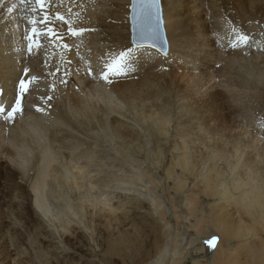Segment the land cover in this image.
I'll list each match as a JSON object with an SVG mask.
<instances>
[{"label": "bare ground", "instance_id": "bare-ground-1", "mask_svg": "<svg viewBox=\"0 0 264 264\" xmlns=\"http://www.w3.org/2000/svg\"><path fill=\"white\" fill-rule=\"evenodd\" d=\"M52 3L54 7L45 10L53 15L55 11L59 10L67 16L69 15L67 9L71 8L72 19L77 25L95 28L97 31L85 34L82 39L66 36V42L71 45L70 50H64L55 45H48L37 50L34 46L35 56L31 58L28 53L26 55L25 52L18 49V42L20 41L23 45L27 42L24 39L25 29L30 27L27 15H34L31 12L33 5H21L20 0H3L0 3V8L16 5L14 8L15 17H13L15 21L0 28V89H3L0 93V104L5 108V111L0 113V179L5 181V186L8 189L6 194L10 196L12 192L15 193L13 196L18 198L17 211L20 215L26 216L27 220L30 214L29 205H32L43 217L47 218L50 213V200H55L58 204L60 196L72 195L78 198V203L74 207L77 219L79 215L85 220L84 210L87 207H95L98 208L96 211L106 212L105 220L118 222L120 216L125 213L122 209L123 205L117 202V204H112L111 209L104 210V207H107V201L94 196L90 191L95 190L96 187L111 189L114 182L118 180L131 189L138 182L145 180L155 193L160 187L161 180H157L150 170L142 166L139 161L136 164L131 162L134 165V170L137 171L136 175L128 177V179L117 178V175L109 170L111 162L101 159L98 161L95 151L81 148L82 139L77 133L78 129L85 126L86 129L93 130L94 136L88 142L91 145L98 147L97 145L101 142L113 143V146L115 144L116 153L125 161H129L127 158H129V152H132L126 146L134 144L135 155L138 157L142 151V139L133 130L124 129L123 124L125 123L116 117H111L109 112L118 111L122 109L123 105H126L124 110L133 113L137 119L136 123H140L138 115L141 114L143 122L147 121L150 125H154L158 135H165L171 117L165 107L162 109L154 102L156 100L162 103L166 102L170 99V90L174 87L180 88L179 92H182L188 102L189 98L191 99L192 96L194 98L193 93L197 94L199 87L210 82V70L216 76L224 77L225 85L228 87L235 84L232 77L233 69L239 67L246 71H254V68L260 67L261 64L255 65V60L259 57V51H257L259 45L254 40L260 26L250 21L253 18L251 13L248 14L250 20L244 19L245 17L244 20L240 19L242 14L238 19L236 18L237 20H226L223 0H161L168 55L164 56L160 51L146 45L144 48L134 50L130 61L131 66L126 74L110 75L112 83L109 84L100 76L105 63L101 57H105L109 52L116 53L121 49L132 47L128 20L129 0H73L71 3L69 0H64L63 4H60L59 0H52ZM181 3L185 5L186 12L183 10L187 13L185 19L178 16L180 14L178 7ZM36 7L35 15L39 16L41 14L39 6ZM111 15L115 16L113 21H111ZM186 26H188L187 29ZM246 30L247 32H245ZM239 34L246 35L248 41L246 43L239 41L237 39ZM128 40L131 44L127 42ZM41 43L44 41L42 40ZM243 44L245 49L248 48V52L243 51ZM89 49L91 50L89 51ZM77 51L80 53L79 56ZM211 58H213V63H211ZM75 61H79L86 68H91L92 75L85 71V76H78L81 69H77ZM215 61L221 62L222 65L215 66ZM26 63L33 67L28 68ZM25 68L29 72L27 76L25 74L23 77L22 73ZM31 76L37 77L36 84L34 88L30 87L32 81L28 85L29 91L23 94L21 98L22 110L23 105L26 104L25 100L35 97L37 100L32 99L31 101H38L49 111H37V106L31 104L23 114L20 112L11 119H5L20 92L19 80L30 79ZM256 76H258L257 73ZM45 77L52 81L48 90L55 93L54 99L47 102V91H42L46 87ZM260 78L264 80V75L259 74L258 79ZM61 80H65L67 83H61ZM181 82L186 83V86H180ZM52 85H55L54 89ZM209 86H207L208 92H205L207 94L205 99L218 108L225 109V112H220L223 121L227 124L225 126L235 129L236 126L234 128L233 126L239 115L234 114L228 104L230 101L228 103L225 101L224 92ZM188 91L193 95L191 96ZM165 92L170 93L168 96H164ZM188 94L190 95L188 96ZM41 97H45V99H41ZM146 100L151 104L146 105L144 103ZM231 101L234 100L231 99ZM48 103L51 104V107L47 106ZM52 106L56 108L51 110ZM227 113L231 115L234 124L224 116ZM12 119L15 122L11 126L10 120ZM255 127L264 135V128ZM6 130L9 134L4 138L2 133ZM244 132L243 130L239 133ZM210 136H213L214 139L215 133L206 130L197 137V140L192 139L189 135H184V138L179 142L174 141L173 149L177 154L172 155L170 164H164L163 180H173L174 189L183 191L186 184V178L183 176L189 175V172L194 174L193 185L200 188L204 196L213 198L215 203L209 205L211 213H213L211 219H205L204 206L198 196L192 192L186 195L183 206L190 219L194 220L190 223V227L195 230L196 234L207 235L203 230V222L220 223L216 225V230L223 237L231 236L235 239L234 247L226 248L218 239L217 246L213 248L211 256L207 258V264H264V170H260L258 167V162L264 164V142L263 145H259L253 137L243 139L240 136L239 142L231 150L219 149L216 151V149L206 146L208 140L212 139ZM6 141L13 149L3 147ZM52 143L66 149L67 153L63 151L59 153L53 149ZM103 146L105 147V145ZM4 148L5 150H1ZM3 152L8 154L6 156L13 164L23 168V175L34 167L31 175L32 180L30 179V193L24 185L17 182V178L22 176L19 174L21 172L11 169L6 163L5 165L3 163V167L1 162ZM247 152L250 155L246 154ZM154 155L156 164L162 163L163 151L158 149ZM73 159L81 160L84 164L81 167L72 166L70 160ZM177 167L181 170L180 176L176 175ZM88 168H92L95 175H91L94 172L90 173ZM85 171L88 174L84 173ZM149 190L151 191V188ZM155 201L154 210L164 222V234L168 235L170 231L169 222L165 218L166 209L162 201L156 199ZM65 205L70 208L68 203ZM230 205L234 206L236 218L233 211L229 210ZM117 209H120L118 213H116ZM56 214L60 215L61 212L57 210ZM67 219L66 215H62L60 222L63 225V230L71 231L73 228ZM232 220L236 222L234 223ZM26 223L25 220L24 224ZM88 224L87 221L86 225ZM0 237L3 245V232L0 233ZM119 237L121 238V236ZM12 240L14 244V237ZM171 242L170 249L164 246L157 251L159 264H167V258L171 259L169 264H180L179 256L182 253L176 254L178 241L175 239ZM111 246H115V244L113 243ZM1 247L0 245V256L3 257L2 253L4 252ZM40 252L39 250L35 253L36 258ZM136 256L138 255H135V258H137ZM152 257L137 259L141 262L140 264H144ZM44 258L43 264H52L47 260V257ZM21 264H23L22 261Z\"/></svg>", "mask_w": 264, "mask_h": 264}, {"label": "rangeland", "instance_id": "rangeland-1", "mask_svg": "<svg viewBox=\"0 0 264 264\" xmlns=\"http://www.w3.org/2000/svg\"><path fill=\"white\" fill-rule=\"evenodd\" d=\"M223 3L224 17L226 20H237L241 14L242 18L240 17V19L245 17L244 19L247 18L250 20L248 14L251 13L253 18L250 21L254 22L257 26H260L254 39L259 45V48L257 49V51H259V59L257 58V60H255V65L261 64L259 65L260 67L257 66L254 68V71L252 70L253 72L249 70L246 71L244 68L240 69L239 67H237V69L235 68V70L233 69L232 77L234 78L235 84L228 87L225 85L226 82L224 81H226V79L224 77H218L210 70L211 80L208 84H206L207 86L210 85L209 87L217 88L224 92L226 96L225 101L227 103L229 101L231 102L228 104L234 111V114L239 115L236 117L237 122L233 126V128L236 126V130L225 126L227 124L223 121L220 112H225L226 110L218 108L205 99L207 97L205 92H208L209 89H207L206 85L201 88L199 87L197 94L193 93L194 98L192 96V92L188 91L192 96L191 99H188V102L186 101L185 96L182 95V92H179L180 88L178 87H174L170 90L171 96L166 102L162 103L158 100L154 102L157 103L159 107H162V109L165 107L169 113L168 115L171 117L167 126L168 131L163 136L158 135L154 125H150L147 121L143 122L141 114L138 115L140 123H136L137 119L133 116V113L128 110H124L126 105H123L122 109L118 111H110L109 115L111 117H116L125 123L123 124L124 129L130 131L133 130V132H136L142 139V151L138 157L135 155L136 152L134 151V144L126 146L133 152H129V158H127L129 161H125L118 156L114 149L115 144L113 146V143L101 142L97 145L98 147L91 145L88 142L91 141L90 138L94 136L93 130L89 128L86 129L85 126L79 128V132L77 133L82 139L81 148L95 151L98 156V161L101 159L102 161L106 160L107 162H111L109 165V167L111 166V169L109 170L114 172L117 175V178L121 179L122 177L123 179H128V177L136 175L137 171L134 170L135 168L132 163L136 164V162L139 161L142 166H145L150 170L157 180H161L160 187L154 193L151 185L147 181L143 180L138 182L136 186H132L131 189H129V186L122 184L121 180H118L114 182L111 189H100L96 187L94 188L95 190L90 191L94 196L101 197L107 201V207H104V210L111 209L112 204H117V202L120 205H123L122 209H124L125 213L120 216V220L118 222H109V220H105L104 215L106 212H103L102 210L96 211L98 208L95 207H87L84 210L85 220L79 215L77 219V214H74V207L78 203V198L75 196L73 197L72 195H69L68 197L60 196L58 204L55 200H50V213L47 218L43 217L32 205H29L28 211L30 214L28 221L25 218L26 216L20 215L17 211L18 198L13 196L15 193L12 192L10 196L6 194L8 189L5 186V181L0 179V230L4 235L3 245L1 244L2 239L0 240V245L2 246L1 249L3 250L2 252H4L2 253L4 254L3 257L0 256V264H21V261L23 264H43L45 260L44 257H47V260L52 264H134V260L136 261L135 264H140L141 262L138 261L137 258H147V256L153 257L146 260L144 264H159V259H157L158 254H156L157 251L164 246H167L168 249H170L172 246L171 241L175 239L178 241L176 254L180 255V253H182L179 256L180 264H207V258L211 256L213 248L210 247L206 241L211 239L212 236H216L220 239L225 248L228 246L234 247L236 244L234 238H231V236L223 237L216 230V225L220 223L203 222V230L207 233V235L196 234L195 230L190 227V223L194 220L190 219L187 210L183 206L184 197L186 195H189L190 192H192L198 196L199 201L204 206L203 213L205 215V219H211L213 213H211L209 205H213V203H215L213 198L204 196L201 193V189L196 185H193L195 182L194 174L192 175L189 172V175L185 174V176H183L186 178V184L183 191H176L174 189L175 185L173 180H163L164 164H170L172 155L174 156L177 154V152L173 149V142H179L182 138H184V135H189L192 139L197 140V137L202 132L211 130L212 133H215V138L213 139V136H210L213 140H208L206 146L208 148H214L216 151H219V149L226 151L231 150L234 145L239 142L238 140L240 136H242L243 139H245V137H253L257 140L259 145H263L264 135L258 131L255 126H259L260 129L264 128V80L262 78L258 79L259 74L264 75V47H262V45H264V0H223ZM10 7L11 6L7 8H0V28L6 24L10 25L15 21V19H13V17H15V9L13 8V10L9 12L8 9ZM25 10L27 11V9ZM178 10L180 14L183 13V15H178L183 18H178L185 19L187 17V13H185L184 3L180 4ZM114 19L115 16L111 15V21ZM187 28L188 26H186V29ZM245 32H247V30ZM127 42L130 43L129 40ZM18 43V49L25 52V54L28 53V42H26L25 45L21 44L20 41ZM242 47L243 51L248 52V48L245 49L244 44ZM29 56L32 58L35 56V53L33 52L32 54H29ZM210 60L212 61L211 63H213V58ZM75 65L77 69H81V73H78V76H85V71H87L88 68L84 67V65H82L79 61H75ZM214 65L221 66L222 63L215 61ZM27 67L30 68L33 66L27 64ZM194 73H196V70H194ZM256 73L258 76H256ZM22 76H25L24 71ZM45 79L46 87H44L42 91H47V95H51L53 97L51 100H53L55 93L48 90L52 81L48 77H45ZM257 79L262 81H258ZM35 84L36 82L33 81L30 84V87L34 88ZM185 84L186 83L181 82L180 86H186ZM169 93L165 92L164 96H168ZM189 95L190 94H188V96ZM203 96L205 97L203 98ZM32 99L36 98L32 97L31 99L27 98L25 100L26 104L23 105L21 114H23L25 109L31 104H34L37 107H43L41 103L36 101L37 99L31 101ZM231 99L234 101L232 102ZM144 103L146 105L151 104L147 100ZM43 108L45 109V112L49 111L45 107ZM55 108L56 107L52 106L51 110ZM217 110L219 111L217 112ZM224 116L233 123L231 115L227 113ZM14 122V119L10 120V125L12 126ZM243 130L245 131L244 133H239ZM8 134L9 132L7 130L2 133L4 138H6ZM52 144L53 149L59 153L60 151L67 153L66 149L60 148L56 143ZM102 144L105 145V147ZM107 145L108 147H106ZM3 147L13 149L7 141L4 142ZM158 149L163 151L164 155L163 159H161L162 163H157L159 167L155 162L156 158L154 155ZM1 150H5V148ZM246 154L250 155L249 152ZM6 155L8 154L4 152L1 154L2 165L3 163L4 165L6 163L11 169L21 172L19 174L22 176L17 178V182L24 185L25 189L30 193V179L32 180L31 175L34 167L31 168L32 170H29L28 173L23 175V168L13 164ZM83 164L84 162L81 160H70V165L72 166L75 165L81 167ZM258 167L260 170H264L263 163L258 162ZM88 170H90V173L93 171L92 168H88ZM176 171V175L180 176L179 174L181 170L179 167L176 168ZM93 172L94 173H91V175H95V171ZM84 173L88 174L87 171ZM197 180H199V178H197ZM149 186L151 191L149 190ZM155 199L162 201L166 209L165 218L169 222L168 225L170 231L168 235L164 234V222L159 216H157L156 211L154 210L156 202ZM66 203L69 204L70 208L65 205ZM230 206L229 210L233 211L236 218L234 206ZM57 210L61 212L60 215L56 214ZM119 211L120 209H117L116 213ZM62 215H66L68 217L67 220H69L70 226L73 228L71 231L69 229L67 231L63 230V225L60 222ZM25 220L27 221L26 224H24ZM87 221L89 223L88 225H86ZM232 222L235 223L236 221L232 220ZM119 236H121V238ZM12 237H14V244ZM113 243L115 246H111ZM39 250L41 251V255L40 253L39 255L37 254L38 258H36L35 253L37 251L39 252ZM135 255H138L136 256L137 258H135ZM167 260L170 262L171 259L167 258L166 261ZM168 262L167 264H169Z\"/></svg>", "mask_w": 264, "mask_h": 264}, {"label": "snow or ice", "instance_id": "snow-or-ice-1", "mask_svg": "<svg viewBox=\"0 0 264 264\" xmlns=\"http://www.w3.org/2000/svg\"><path fill=\"white\" fill-rule=\"evenodd\" d=\"M3 0H0L2 3ZM60 4L64 3V0H59ZM73 2V0H69ZM21 5L32 4L31 12L34 15L27 17L29 28L25 29L24 39L27 40V51L29 54L33 53V46L37 50L45 48L48 45H55L64 50H70L71 45L66 42V36L83 38L85 34L92 33L97 31L95 28L85 27L82 25H77L72 19V9L68 8L67 12L69 15H65L59 10L55 11L54 15L49 11L45 10L49 7H54L52 0H20ZM39 6L40 15L37 16V7ZM14 4L8 9L9 12L15 8ZM131 7L133 9V30L134 36L132 40V47H127L119 50L116 53L109 52L105 57L101 59L105 60L100 76L109 84L112 83L110 75H121L126 74V71L129 69L130 61L132 59V54L134 50L144 48L147 44L152 49H157L164 56L168 55V47L166 38L163 35V15L162 9L160 7V0H132ZM77 16L79 14L77 13ZM239 41L247 42L248 37L244 34H239L237 36ZM44 43H41V41ZM91 49H89L90 51ZM77 55L80 53L77 51ZM70 63V61H68ZM24 73L28 74L29 70L25 68ZM59 71V69H57ZM87 73L92 75V69L88 68ZM68 75V73H65ZM37 77L31 76L30 79H20L19 88L20 92L15 98V103L11 106V110L7 112L5 119H11L15 114L22 112L21 107V98L24 93L29 91L28 85L35 81ZM61 83H67L65 80H61ZM52 88H55V85H52ZM3 89H0L2 92ZM53 97L51 95L46 96V102L51 101ZM45 99V97H41ZM48 107H51V104L48 103ZM37 111L43 112L45 109L43 107H37ZM5 108L0 104V113H3ZM218 238L213 236L211 239L207 240L206 243L215 248L217 246Z\"/></svg>", "mask_w": 264, "mask_h": 264}, {"label": "water", "instance_id": "water-1", "mask_svg": "<svg viewBox=\"0 0 264 264\" xmlns=\"http://www.w3.org/2000/svg\"><path fill=\"white\" fill-rule=\"evenodd\" d=\"M131 3H132V0H130L128 20H129V27H130V32H131L130 40H131V43H132L133 36H134V30H133V25H134L133 15H134V12H133V9L131 7ZM163 35H164V33H163ZM145 45L148 46L147 44H145Z\"/></svg>", "mask_w": 264, "mask_h": 264}]
</instances>
